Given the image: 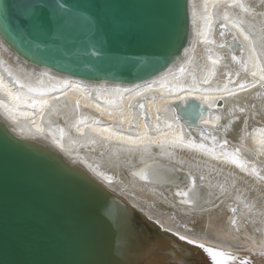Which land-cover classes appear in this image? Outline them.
<instances>
[{
    "label": "bare ground",
    "instance_id": "6f19581e",
    "mask_svg": "<svg viewBox=\"0 0 264 264\" xmlns=\"http://www.w3.org/2000/svg\"><path fill=\"white\" fill-rule=\"evenodd\" d=\"M244 1H246L244 5L249 9L247 13L238 5H233L231 0H220L216 7H212L211 0H208L209 7L216 16L213 25L215 27L216 24L225 23V13L241 19L245 31L251 32L256 39V47L264 61V48L261 47L260 40V36L264 35V0ZM204 3L205 0H192L197 20L195 29L193 25L190 27L191 48H189L188 56L191 57L192 63L189 68L195 71L198 77L206 74L211 67L210 49L213 58H220L215 65V75L210 82L212 87L222 88L225 83H228L229 87H234L241 81H251L250 71L245 70L241 64L232 60L234 54L246 61L249 46L246 41H243L242 36L233 41L234 33L237 36L238 33L230 22L228 28L224 30L223 37L220 35L221 29L214 30L213 27L209 32L210 38L214 41L212 44L204 43L197 35V32L202 29V21L199 17L203 13ZM226 40H229L230 43L241 44L244 49L243 53L241 47L232 49L229 44L224 45ZM182 52H184V49ZM0 61L3 62L0 63V76L14 91L17 90L18 86L15 85L13 77L8 75L5 68L11 69L14 75L31 83H36L41 72L44 71L17 57L11 49L2 44L1 40ZM229 72L232 73L231 78L227 75ZM236 73H239V75L237 76ZM52 74H54L55 80L62 79V75ZM44 79L46 83L54 82L48 81L47 77ZM183 83L185 85L191 84V77L187 73L184 76ZM80 84L84 89L91 92V99L86 100L79 92L70 91L67 97L60 96L58 101H51L52 104L60 105V111L52 114L50 109H46L43 117H36L45 128L44 136L36 137L33 135L36 128L30 119L21 118L19 121L14 122L7 117L2 108H0V122L17 137L33 146L51 151L69 167L78 169L99 182L105 191L135 211L134 213L139 215L154 230H159L162 234L154 239L157 248L164 245L167 248L168 240L176 238L171 234L163 233L160 225L156 224L155 221H159L164 228H170L173 232H179L181 235L198 239L217 249L235 253L236 264H239L242 259L248 260L250 264H264V255L260 254L264 253V180L259 179L256 174L251 172V166H255L260 175L264 176V150H261L258 144L260 137L256 131L264 128V87L257 84L255 87L237 92L234 96H225L220 101V107H214L211 110H208L203 100L198 98L199 93H194L180 101L176 96H168L166 97L167 111H161L160 113H156L154 108L150 110L147 108L151 104L149 98L153 94L157 97L160 95L154 87L153 92L145 93L143 97H137L131 101L133 105H138V102L145 103V116L141 117L139 107H134L132 125H121L118 117L115 119L109 118L106 111L101 112L92 106L99 103L102 109L106 107L103 100H97L95 89L109 83L86 84L80 82ZM0 95V100L7 103L9 98L6 93L0 92ZM181 95L186 96L187 94L182 93ZM77 98L80 99L78 110L75 108ZM190 98H195L200 103L191 105L189 101L187 105L185 104L184 107L180 108L179 103H185L186 100H191ZM127 103L128 100L125 99V106ZM157 103H159V99ZM65 104L67 107H64ZM202 104L206 106V108H203V112L201 111ZM241 107L246 109L244 113L239 111ZM174 109L177 110V115L181 119L180 123L183 125L182 128L177 130L182 133L185 140H193L196 143L202 142V131L207 135H215L219 140H226L229 150L239 149L240 157L249 165V171L245 172L223 158L216 159L207 152L181 145H165L163 148L153 145L147 150L141 147L133 152H120L119 159L112 154L111 150L101 155L99 137L92 132L91 127L85 126L83 133L78 132L75 127L78 119L88 118L89 121H98L97 126L99 127L122 128L123 134L135 135L137 124L141 126L139 130H143V125L147 124L149 135L156 136L161 133L157 131L155 124H162L165 119L174 120ZM156 115L161 117L160 121H156ZM217 116L220 117L219 120H215ZM49 121L51 124H49ZM204 121L209 122L205 124ZM245 121L247 126H245ZM21 125H27V127L21 131ZM49 127L53 128L56 135H59V128L64 129L63 143L65 148L69 147L71 140L84 143L90 139H96L98 141L96 145L88 143L84 147L71 150L74 154L79 153L81 157H87L89 161L98 163L101 171L111 174L113 176L111 184L94 177L82 164L73 163L71 158L53 144L52 135L47 132ZM163 131L170 130L164 128ZM117 143L114 141L113 146ZM206 143L210 145L211 141H206ZM159 165L165 166L162 168L168 176L173 177L175 173L172 174V168L166 166L173 167L179 171V174L184 175V172L186 175L183 180L169 184H164V182L154 184L140 180V178L133 175L134 171H138L144 166H151V170L154 169L163 176L159 167L155 169ZM188 173L196 178L195 182L198 186H202L198 187L201 199L207 198L209 190L214 193L211 203H201L195 210L180 203L181 198L178 195V190L189 188ZM201 176H203L202 180L200 179ZM245 205H248V207H245ZM232 207L237 208L235 214L231 211ZM233 218L236 219L235 225L231 223ZM194 220L196 221L195 224L193 223ZM159 242L161 243L158 244ZM147 244L152 246L149 249L155 254L156 246L149 242ZM182 247L187 250L185 253L186 264H211L210 258L202 250L187 244H182ZM193 254L196 255L195 258ZM159 261H154V264H158Z\"/></svg>",
    "mask_w": 264,
    "mask_h": 264
},
{
    "label": "water",
    "instance_id": "95a60500",
    "mask_svg": "<svg viewBox=\"0 0 264 264\" xmlns=\"http://www.w3.org/2000/svg\"><path fill=\"white\" fill-rule=\"evenodd\" d=\"M32 2L48 6L53 0ZM68 2L98 17L94 39L110 58L94 57L77 44L37 49L36 44L46 42L23 31H6L0 25L2 44L35 68L86 84L109 83L106 87L119 84L131 88L151 82L160 72L168 68L177 71L187 62L172 63L176 56H185L183 49L191 48L192 0ZM12 6L13 0H0V10ZM215 19L213 13V22ZM258 56L263 61L259 50ZM121 57L155 58L157 67H167L147 74L138 60L124 61ZM190 99L179 103L180 108L189 101L191 105L200 103ZM158 167L163 176L147 182L169 184L186 175L166 166L175 173L171 177L163 170L165 166L155 169ZM109 208H118L119 214L109 215ZM134 212L99 182L69 167L51 151L17 137L0 122V264H154L163 259L166 249L165 243L159 248L155 244L154 239L162 233ZM147 242L156 246L155 254Z\"/></svg>",
    "mask_w": 264,
    "mask_h": 264
},
{
    "label": "snow or ice",
    "instance_id": "6c2138e0",
    "mask_svg": "<svg viewBox=\"0 0 264 264\" xmlns=\"http://www.w3.org/2000/svg\"><path fill=\"white\" fill-rule=\"evenodd\" d=\"M220 3V0H211V6L216 7ZM233 5H238L244 12H248L249 9L239 0H231ZM192 25L195 29L196 25V12L192 6ZM199 19L202 21V29L197 32V35L206 44H212L214 41L210 38L209 32L213 29V13L209 7L208 0H205L204 10ZM225 23L220 25V35L223 37L224 30L228 28V23L232 24V27L236 29L238 36L234 33L233 41L238 40L239 36L243 37V41H246L249 50L247 60L238 58L233 54L232 60L241 64L245 70L250 71L252 80L241 81L234 87H229L228 83H225L221 87H212L210 85L212 77L215 75V65L218 63V57L213 58L211 50L209 49V59L211 60V67L202 77H198L195 71L189 68L192 60L188 56L189 48L184 49V57L176 56L172 61L173 65L179 62L181 59H186V63L179 65L177 71H173V68H168L167 72H160L159 76L151 82H143L141 84L133 85L131 88H125L120 85L112 87H106L101 85L95 89L97 100H103L105 108H101L99 103H95L92 106L96 107L101 112H105L109 118H119L120 124L132 125L133 123V108L139 107L140 116L144 117L146 112V105L144 102H138V105H133L132 100L137 97H143L145 93L153 92L155 87L156 91L160 93L159 97L153 94L149 99L151 104L147 106L150 110L155 109L156 113L161 111H167V100L168 96H176L183 100L190 97L194 93H199V99L203 100L204 104L207 105L208 110L214 107H220V101L225 96H234L237 92L243 91L246 88L255 87L260 84L264 87V61L258 56V49L256 42L252 38V33L245 31L243 28V21L238 18L230 17L227 13L224 15ZM0 25L5 30L23 31L27 35H35L38 39L46 43H38L35 45L37 49L44 47H63L66 44H77L84 46L89 49V54L97 58H110L102 51L95 39V31L98 25V17L91 13L87 9H82L77 5L71 4L68 0H53L48 6L33 3L32 0H13V6L9 9L0 10ZM261 47L264 48V35L260 36ZM228 42H225L227 44ZM230 47H241V52L244 49L241 44L229 45ZM121 60H133L136 59L147 74H154L159 71V68L167 67L166 64H159V61L155 58L141 57H121ZM0 63H3L0 61ZM8 75L13 77L17 90H13L8 84L5 83L2 76H0V92L6 93L8 102L0 100V108H2L9 119L16 122L21 118L30 119L35 125L36 132L33 134L36 137L45 135V128L43 124L36 119L37 116L43 117L44 111L50 109L52 114H56L60 111L59 104H52L51 101L59 100L60 96H68L70 91L79 92L82 97L86 100L91 99V92L84 89L79 81L72 80L70 78H64L55 80L54 74L49 70L45 69L41 72L40 77L36 83L26 82L19 76L13 74L11 69L5 68ZM187 73L191 77V84L185 85L183 83L184 76ZM227 75L231 78L232 73L229 72ZM238 76L239 73H236ZM45 77L48 81H54L52 83H46ZM259 77V79H257ZM231 82V81H230ZM187 94L182 96L181 94ZM128 100L125 106L124 101ZM159 99V103L157 100ZM64 107H67L65 104ZM80 107V99L75 100V108L78 110ZM110 109V110H109ZM203 112L204 109L202 108ZM241 113L246 111L245 108L239 109ZM175 117L174 120H163V123H156L155 127L160 135L150 136L148 131V125H143V130L140 129V125L137 124V131L135 135L123 134L122 128H110V127H99L98 121H89L88 118L78 119L75 123V127L78 132L83 133L85 126L91 127L92 132L99 137V144L101 147V155L111 150L112 154L119 159L120 152H133L141 147L145 150L153 145L160 146L163 148L165 145H181L193 149L202 150L209 153L216 159L223 158L237 165L245 172L249 171V165L240 157L239 149L229 150L227 148L226 140H219L215 135H207L204 131L201 132L202 142L196 143L193 140H185L182 133L177 129L183 127L180 123L181 119L177 115V110L174 109ZM156 121H160L161 117L156 115ZM220 117H215V120H219ZM239 119V118H237ZM209 121H204L207 124ZM215 122V121H213ZM49 124L51 122L49 121ZM245 126L247 122L245 121ZM27 125H21V131H23ZM166 128L170 131H163ZM259 133L258 144L261 150H264V128L256 130ZM47 132L52 135L53 144L59 148L66 156L73 160V163L82 164L94 177L106 181L111 184L113 176L104 171L100 170V165L95 162H91L87 157H81L79 153H73L71 149L77 147H84L88 143L96 145L98 141L96 139H90L84 143H78L75 140L69 142V147L65 148L63 143V137L65 131L63 128H59V135L52 127L47 129ZM211 141L209 145L206 141ZM118 142L113 146V142ZM151 166H144L138 171H134L133 175L139 177L144 181H155L160 179V173L156 170H150ZM251 172L256 174L259 179L264 180V176H261L258 169L255 166H251ZM190 179V185L187 190H178V195L181 198L180 203L189 206L195 210L201 203H211L214 193L210 190L207 193L206 199H201L198 192V186L195 182L196 178L191 173L187 174ZM203 179V176L200 177ZM248 207V205H245ZM231 211L233 214L237 212L236 207H232ZM108 214L115 216L119 214L118 208L108 209ZM156 224L160 225L163 233L171 234L176 239L168 240V247L163 250V259L158 264H186L185 253L186 249L182 247V244L189 246H195L202 250L210 258L211 264H236V254L230 251H224L217 249L214 246L207 245L198 239L191 238L186 235H181L179 232H173L170 228H164L159 221H155ZM195 224L196 221L194 220ZM231 223L236 224V219L233 218ZM187 227V225H185ZM191 231V229H189ZM152 246L150 245L149 248ZM170 249V251H169ZM147 251V249L145 250ZM264 255V253H260ZM239 264H250L246 259L240 260Z\"/></svg>",
    "mask_w": 264,
    "mask_h": 264
}]
</instances>
